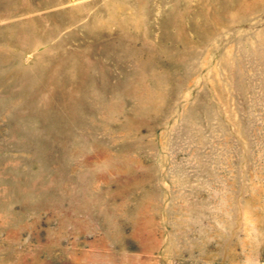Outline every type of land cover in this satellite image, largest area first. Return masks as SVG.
Returning <instances> with one entry per match:
<instances>
[{
    "label": "rangeland",
    "instance_id": "rangeland-1",
    "mask_svg": "<svg viewBox=\"0 0 264 264\" xmlns=\"http://www.w3.org/2000/svg\"><path fill=\"white\" fill-rule=\"evenodd\" d=\"M0 264H264V0H0Z\"/></svg>",
    "mask_w": 264,
    "mask_h": 264
},
{
    "label": "bare ground",
    "instance_id": "bare-ground-1",
    "mask_svg": "<svg viewBox=\"0 0 264 264\" xmlns=\"http://www.w3.org/2000/svg\"><path fill=\"white\" fill-rule=\"evenodd\" d=\"M2 55V54H1ZM6 60V59H5ZM3 65H5V64H3Z\"/></svg>",
    "mask_w": 264,
    "mask_h": 264
}]
</instances>
